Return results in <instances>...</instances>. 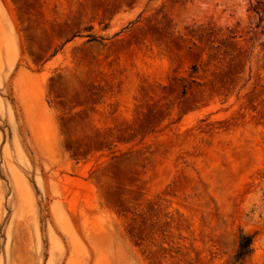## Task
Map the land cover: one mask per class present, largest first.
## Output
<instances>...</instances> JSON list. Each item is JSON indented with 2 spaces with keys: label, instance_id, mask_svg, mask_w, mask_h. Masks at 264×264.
<instances>
[{
  "label": "rangeland",
  "instance_id": "1",
  "mask_svg": "<svg viewBox=\"0 0 264 264\" xmlns=\"http://www.w3.org/2000/svg\"><path fill=\"white\" fill-rule=\"evenodd\" d=\"M264 264V0H0V264Z\"/></svg>",
  "mask_w": 264,
  "mask_h": 264
},
{
  "label": "trees",
  "instance_id": "2",
  "mask_svg": "<svg viewBox=\"0 0 264 264\" xmlns=\"http://www.w3.org/2000/svg\"><path fill=\"white\" fill-rule=\"evenodd\" d=\"M254 234L240 231L237 237V249L229 264H241L252 252Z\"/></svg>",
  "mask_w": 264,
  "mask_h": 264
}]
</instances>
